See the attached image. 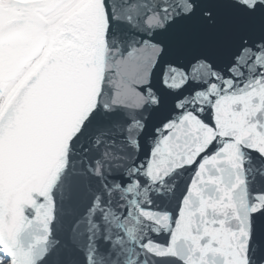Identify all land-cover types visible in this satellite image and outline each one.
I'll list each match as a JSON object with an SVG mask.
<instances>
[{
	"label": "snow or ice",
	"instance_id": "1",
	"mask_svg": "<svg viewBox=\"0 0 264 264\" xmlns=\"http://www.w3.org/2000/svg\"><path fill=\"white\" fill-rule=\"evenodd\" d=\"M0 264H264V0H0Z\"/></svg>",
	"mask_w": 264,
	"mask_h": 264
},
{
	"label": "water",
	"instance_id": "2",
	"mask_svg": "<svg viewBox=\"0 0 264 264\" xmlns=\"http://www.w3.org/2000/svg\"><path fill=\"white\" fill-rule=\"evenodd\" d=\"M163 239V238H162Z\"/></svg>",
	"mask_w": 264,
	"mask_h": 264
}]
</instances>
